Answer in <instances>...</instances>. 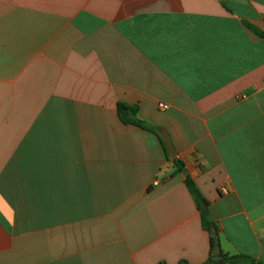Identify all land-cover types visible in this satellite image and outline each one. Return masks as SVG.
I'll use <instances>...</instances> for the list:
<instances>
[{
    "label": "crops",
    "instance_id": "1",
    "mask_svg": "<svg viewBox=\"0 0 264 264\" xmlns=\"http://www.w3.org/2000/svg\"><path fill=\"white\" fill-rule=\"evenodd\" d=\"M252 28L264 0H0V264H206L186 176L218 249L264 263Z\"/></svg>",
    "mask_w": 264,
    "mask_h": 264
},
{
    "label": "trees",
    "instance_id": "2",
    "mask_svg": "<svg viewBox=\"0 0 264 264\" xmlns=\"http://www.w3.org/2000/svg\"><path fill=\"white\" fill-rule=\"evenodd\" d=\"M258 36L264 38V34L257 30L252 28ZM117 111L120 120L122 121L123 124L125 125H135L139 127H143L144 122L139 120L137 118L138 114V108L136 106H128L122 103H119L117 106ZM163 143V142H162ZM164 145V144H163ZM174 168H175V174H182L183 171L185 170V164L179 159L176 158L173 160ZM185 184L194 197L198 208L200 209L201 212V220H202V226L210 234V244H211V252H210V259L206 264H264L260 261H258L256 258L247 256V255H236V256H228L224 254L221 250L218 249L219 247V241L217 237L215 236V233L212 231L214 224L211 220L210 213L206 208H202V203H205L207 206V203L205 199L203 198L202 194L200 193L195 181L190 178L189 176H186L185 178ZM215 255H221L223 259L221 261L213 262L212 257ZM180 264H187V262L183 261Z\"/></svg>",
    "mask_w": 264,
    "mask_h": 264
},
{
    "label": "water",
    "instance_id": "3",
    "mask_svg": "<svg viewBox=\"0 0 264 264\" xmlns=\"http://www.w3.org/2000/svg\"><path fill=\"white\" fill-rule=\"evenodd\" d=\"M156 131L158 132L159 137L165 145L169 158L173 160L176 159L178 157V153L168 132L165 129H156ZM186 172L187 171H185V174ZM222 259L223 257L221 255H215L212 257V261L214 262L221 261Z\"/></svg>",
    "mask_w": 264,
    "mask_h": 264
},
{
    "label": "built area",
    "instance_id": "4",
    "mask_svg": "<svg viewBox=\"0 0 264 264\" xmlns=\"http://www.w3.org/2000/svg\"><path fill=\"white\" fill-rule=\"evenodd\" d=\"M160 108L163 109V110H167L168 107L164 104H160ZM155 185H157V183H155Z\"/></svg>",
    "mask_w": 264,
    "mask_h": 264
}]
</instances>
